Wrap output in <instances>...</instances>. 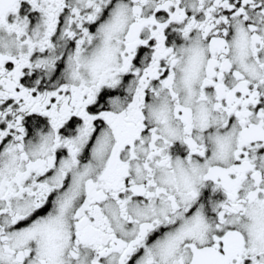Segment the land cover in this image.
Instances as JSON below:
<instances>
[{
  "label": "snow or ice",
  "instance_id": "snow-or-ice-1",
  "mask_svg": "<svg viewBox=\"0 0 264 264\" xmlns=\"http://www.w3.org/2000/svg\"><path fill=\"white\" fill-rule=\"evenodd\" d=\"M0 264H264V0H0Z\"/></svg>",
  "mask_w": 264,
  "mask_h": 264
}]
</instances>
